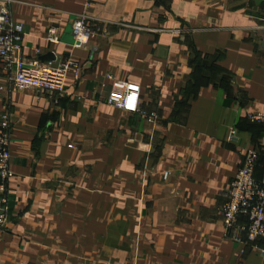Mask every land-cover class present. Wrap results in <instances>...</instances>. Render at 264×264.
I'll use <instances>...</instances> for the list:
<instances>
[{"label": "crops", "instance_id": "obj_1", "mask_svg": "<svg viewBox=\"0 0 264 264\" xmlns=\"http://www.w3.org/2000/svg\"><path fill=\"white\" fill-rule=\"evenodd\" d=\"M10 1L21 59L69 57L79 73L53 103L0 72L12 172L0 264H264L220 213L244 150L264 154V130L245 120L264 112V0ZM81 14L94 33L72 48ZM111 79L136 84L158 120L113 105Z\"/></svg>", "mask_w": 264, "mask_h": 264}, {"label": "built area", "instance_id": "obj_2", "mask_svg": "<svg viewBox=\"0 0 264 264\" xmlns=\"http://www.w3.org/2000/svg\"><path fill=\"white\" fill-rule=\"evenodd\" d=\"M94 33L88 17L79 15L70 25L72 48L86 44L90 35ZM23 29L20 22L11 17V1L0 0V72L5 78L17 87L32 88L47 93L53 103L64 92V81L68 73L76 78L79 65L69 57L59 61H41L32 58L28 61L21 59V39ZM43 39L49 43L58 42V32L54 26L45 29ZM34 53L37 55L38 50ZM106 78H112L106 75ZM112 80L108 94L109 101L117 108L127 112L139 113L152 122L158 120L156 111L144 112L140 109L139 89L136 84ZM246 119L264 127V112L254 111L246 114ZM11 121L7 111L0 115V229L6 222L7 186L12 172L9 168V141ZM236 129L228 127L225 141L235 142ZM258 156L254 147L246 148L243 152L241 164L237 167L229 181L225 200L221 205V222L226 233L237 227L245 234L244 240L237 238L243 245H249L264 258V175L261 179L253 176V169ZM168 171L161 173L165 179ZM239 216L244 217L242 226H237ZM261 241V245H257Z\"/></svg>", "mask_w": 264, "mask_h": 264}, {"label": "trees", "instance_id": "obj_3", "mask_svg": "<svg viewBox=\"0 0 264 264\" xmlns=\"http://www.w3.org/2000/svg\"><path fill=\"white\" fill-rule=\"evenodd\" d=\"M193 80H194V83L197 81L196 78H193ZM186 87H187V86H186ZM195 88H196V86H190L189 89L184 90V91H183V96H182L181 100H179V101H177V102H178V103L184 102V101H185V98H186V96H187V93H188V92H193V91L195 90ZM178 105H179V104H178ZM245 120H246L248 123H250L251 125L255 126L258 130H260V131L264 130V127H262L261 125L256 124V123H253V122H250V121H248L246 118H245ZM254 148H255V149L257 150V152H258V156H257L256 162H255V166H254V169H253V176H255V174H254V170H255L257 164L261 161V158H262V157L264 158V154L261 153V149H260V147H258V146H254ZM255 177H256V176H255ZM261 178H262V177H261ZM261 178L256 177V179H261Z\"/></svg>", "mask_w": 264, "mask_h": 264}, {"label": "water", "instance_id": "obj_4", "mask_svg": "<svg viewBox=\"0 0 264 264\" xmlns=\"http://www.w3.org/2000/svg\"><path fill=\"white\" fill-rule=\"evenodd\" d=\"M50 56H51V55H50V53H49V55H46L45 57L48 59ZM43 58H44V57H43Z\"/></svg>", "mask_w": 264, "mask_h": 264}]
</instances>
